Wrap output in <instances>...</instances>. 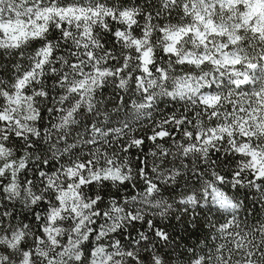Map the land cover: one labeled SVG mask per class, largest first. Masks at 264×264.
Masks as SVG:
<instances>
[{"label": "snow or ice", "instance_id": "snow-or-ice-1", "mask_svg": "<svg viewBox=\"0 0 264 264\" xmlns=\"http://www.w3.org/2000/svg\"><path fill=\"white\" fill-rule=\"evenodd\" d=\"M0 264H264V0H0Z\"/></svg>", "mask_w": 264, "mask_h": 264}]
</instances>
